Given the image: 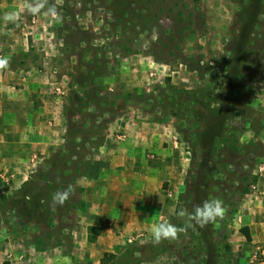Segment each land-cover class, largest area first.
I'll use <instances>...</instances> for the list:
<instances>
[{"label": "rangeland", "instance_id": "rangeland-1", "mask_svg": "<svg viewBox=\"0 0 264 264\" xmlns=\"http://www.w3.org/2000/svg\"><path fill=\"white\" fill-rule=\"evenodd\" d=\"M17 1L22 11L8 29L26 53L22 65L51 80L63 138L20 189L0 194V264H232L225 231L253 190L261 162L253 153H264L253 138L264 123V0H49L60 21ZM10 48L0 45L4 57ZM137 132L169 140L177 157L170 179L154 153L104 170L117 158L109 146ZM143 174L148 188L137 194L149 205L136 215L144 198L120 183ZM69 185L70 199L54 204ZM216 198L223 220L154 243L155 224L184 227L181 209ZM117 199L130 205L125 215H114ZM116 223L128 226L130 248L120 256L104 251L108 235L89 240Z\"/></svg>", "mask_w": 264, "mask_h": 264}, {"label": "crops", "instance_id": "crops-1", "mask_svg": "<svg viewBox=\"0 0 264 264\" xmlns=\"http://www.w3.org/2000/svg\"><path fill=\"white\" fill-rule=\"evenodd\" d=\"M17 2V0H0V45L12 47L8 54L11 58L10 67L0 71V194L7 189H20L28 181L30 174L36 171L39 163L60 148L63 138L60 127L63 118L57 106L59 100L47 93L50 90L51 80L44 79L38 67L31 66L29 70L22 65L21 61L26 58V53L20 52L12 30L8 29L12 22H5L3 19L5 13L22 11ZM17 26L12 28L17 29ZM253 136L254 141L261 144L264 152V123L260 125L259 132ZM166 141L169 140L161 133L127 134V138L124 137V141L118 147L115 148L112 144L109 146L112 147L110 152L117 158H110L113 162L106 163L104 170L117 172L118 165L114 162L116 159L121 161L125 160V157L128 160L129 157L133 158L136 155L154 153L159 160V172L162 173L163 178L170 179L171 171L177 165V157H174L176 152L173 147L166 148ZM253 154L260 157L263 163L260 162L254 168L253 174L256 178L253 190L243 195L232 224L228 225L224 236L228 244L227 249L232 254L229 258L232 264H264V261L258 263L254 258L256 249L261 248L264 252V153L255 151ZM122 163H126L124 165L127 168L128 161ZM148 167L137 165L136 169L138 172L146 173L150 171ZM146 174H143L142 180L135 185L128 181H122L120 184L123 189H137L134 195L142 199L143 193L140 197L137 192L148 188ZM128 196H130L129 204L132 205L133 193ZM143 198L142 206L139 207L136 215L148 210L146 207L150 198L147 194ZM122 202L119 199L114 202L116 208L114 215H125L124 211L130 209L127 202ZM117 204L119 206L116 207ZM118 220L119 217H116V222ZM101 225L98 223L97 226ZM89 228L86 232L87 240L90 235ZM108 228L110 229L108 233L103 231L101 235L99 234L95 242L93 241L94 244L96 241L100 244V240L108 235L110 240L103 247L105 252L120 253L119 256L127 252L130 248L125 236L128 234L126 231L128 226L116 223L115 227L110 225ZM243 230L247 231L250 239ZM136 264H151V262L140 260Z\"/></svg>", "mask_w": 264, "mask_h": 264}, {"label": "clouds", "instance_id": "clouds-1", "mask_svg": "<svg viewBox=\"0 0 264 264\" xmlns=\"http://www.w3.org/2000/svg\"><path fill=\"white\" fill-rule=\"evenodd\" d=\"M25 9L28 14L33 16L43 15L51 17L57 21L63 19L56 4L49 3V0H25ZM5 22L16 23L19 20L18 12L5 13ZM10 57H0V71L10 67ZM74 191L69 185L64 191H57L52 196V202L63 206L71 197ZM226 209L223 201L219 198L204 200L202 204L195 207L193 212L181 209L178 216L182 218L184 227H179L172 223L160 222L153 226L154 243L160 244L163 241H179L181 234H186L188 228L198 226L205 228L209 224H215L218 220H223Z\"/></svg>", "mask_w": 264, "mask_h": 264}, {"label": "trees", "instance_id": "trees-1", "mask_svg": "<svg viewBox=\"0 0 264 264\" xmlns=\"http://www.w3.org/2000/svg\"><path fill=\"white\" fill-rule=\"evenodd\" d=\"M262 1H263V0H256L255 2L258 4V2L261 3ZM255 2H253V4H256ZM241 4H242V5H241V9H243V11L245 12L246 9H248V8H246L247 5H244V3H241ZM248 6H249V5H248ZM254 6H256V5H254ZM246 193H248V192H244L243 195L246 194ZM94 228H95V227H90V228H89V231H90V230H93ZM243 231L245 232V235L247 236V238L250 239L249 234L247 233V231H245V230H243ZM89 240H90L91 242H93V241H95V238L90 237ZM228 250H229V249H228Z\"/></svg>", "mask_w": 264, "mask_h": 264}, {"label": "built area", "instance_id": "built-area-1", "mask_svg": "<svg viewBox=\"0 0 264 264\" xmlns=\"http://www.w3.org/2000/svg\"><path fill=\"white\" fill-rule=\"evenodd\" d=\"M0 57H4L3 54L0 52ZM254 258L256 262H262L264 258V252L262 249L258 248L254 253Z\"/></svg>", "mask_w": 264, "mask_h": 264}]
</instances>
